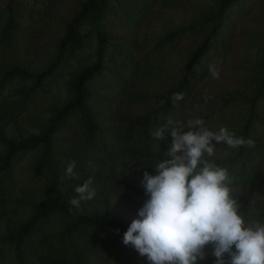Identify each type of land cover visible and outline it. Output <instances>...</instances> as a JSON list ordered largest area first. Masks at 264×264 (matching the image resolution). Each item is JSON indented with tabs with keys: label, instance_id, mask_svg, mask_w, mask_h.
<instances>
[{
	"label": "trees",
	"instance_id": "obj_1",
	"mask_svg": "<svg viewBox=\"0 0 264 264\" xmlns=\"http://www.w3.org/2000/svg\"><path fill=\"white\" fill-rule=\"evenodd\" d=\"M67 2V16L56 17L54 8ZM241 2L220 0L217 13L193 25L139 40L136 32L154 6L169 2L0 0V264H149L122 243L131 220L116 213L113 200L138 209L143 205V173L156 174L154 165L171 141L169 136L158 142L152 133L168 118H202L205 127L211 121L212 110L195 112L204 100L194 94L209 65L229 53L236 21L224 11ZM115 26L123 32L113 31ZM44 30L53 41L44 66L30 70L21 58L38 47ZM193 35L203 37L173 82L147 87L159 76L160 62ZM174 93H183L184 99L173 103ZM54 94L63 99L51 100ZM260 100L264 70L246 98L235 133L254 144L229 148L214 161L233 177L238 211L264 220ZM72 161L78 178L66 175ZM89 177L95 198L71 206L70 199L78 195L75 187ZM22 183L39 189L37 197L19 193L16 187ZM253 190L259 193H246ZM205 251L203 264H214L211 247Z\"/></svg>",
	"mask_w": 264,
	"mask_h": 264
},
{
	"label": "clouds",
	"instance_id": "obj_2",
	"mask_svg": "<svg viewBox=\"0 0 264 264\" xmlns=\"http://www.w3.org/2000/svg\"><path fill=\"white\" fill-rule=\"evenodd\" d=\"M209 72L213 79L219 78L216 65H209ZM183 99V93L172 96L173 103ZM169 136L170 147L154 165L156 174L143 173L147 199L123 233L122 243L149 264H197L206 258L209 246L214 264H264V220L238 211L233 177L227 167L210 159L216 152L213 141L230 149L254 142L225 127L211 131L202 118L187 122L168 118L152 133L158 142ZM75 167V161L67 165L68 177L78 178ZM91 185L89 177L76 186L78 195L70 205L79 208L81 201L94 199Z\"/></svg>",
	"mask_w": 264,
	"mask_h": 264
},
{
	"label": "rangeland",
	"instance_id": "obj_3",
	"mask_svg": "<svg viewBox=\"0 0 264 264\" xmlns=\"http://www.w3.org/2000/svg\"><path fill=\"white\" fill-rule=\"evenodd\" d=\"M169 2L168 6L155 5L145 23L136 32L139 40H154L161 38L168 30L177 31L184 26L193 25L203 17L217 13L220 0H161ZM239 6H234L224 11L225 16L231 17L235 22L234 38L229 53L220 59L215 65L220 69L219 78L213 79L210 75L196 88L194 96L204 101L195 112L205 113L212 110L213 117L207 128L218 131L221 127L236 133L243 119L242 108L245 106L247 96L253 94L259 85V78L264 70V0H241ZM71 8L67 2L56 8L53 13L58 18H65ZM232 11V12H231ZM231 12V13H230ZM238 12H242L238 14ZM49 30V29H47ZM115 32H123L120 26L112 28ZM43 31L44 36L38 47L22 57L21 62L30 70L41 69L44 66L48 45L52 42V34ZM195 33V29H193ZM193 33V34H194ZM203 37V36H202ZM199 35H193L176 46L166 59L158 65L154 77L147 84L149 88H164L173 82L180 72L179 67L187 53L193 49L202 39ZM179 70V71H178ZM205 97L210 99L205 102ZM63 97L54 94L53 101H61ZM258 113L264 117V100H260L257 106ZM256 126V123H254ZM253 131L254 127H253ZM254 134V133H253ZM216 152L210 159L216 160L229 154V148L224 144H217ZM17 191L26 197L35 198L39 189L19 184ZM254 195L259 192H246ZM113 202L117 204L116 213L122 218H130L132 221L137 216L138 208L129 202L120 203L117 198ZM197 264H203L198 261Z\"/></svg>",
	"mask_w": 264,
	"mask_h": 264
}]
</instances>
